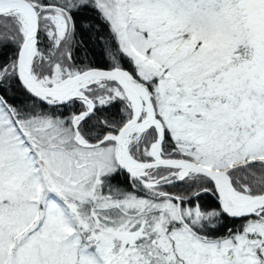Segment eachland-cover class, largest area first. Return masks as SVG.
<instances>
[{
  "label": "snow or ice",
  "instance_id": "6c2138e0",
  "mask_svg": "<svg viewBox=\"0 0 264 264\" xmlns=\"http://www.w3.org/2000/svg\"><path fill=\"white\" fill-rule=\"evenodd\" d=\"M0 264H264V0H0Z\"/></svg>",
  "mask_w": 264,
  "mask_h": 264
},
{
  "label": "trees",
  "instance_id": "16d2710c",
  "mask_svg": "<svg viewBox=\"0 0 264 264\" xmlns=\"http://www.w3.org/2000/svg\"><path fill=\"white\" fill-rule=\"evenodd\" d=\"M93 51L96 53V55L91 57L90 62L93 63L94 66L106 67V62L99 56V47H94ZM11 96L12 94H9V98H11Z\"/></svg>",
  "mask_w": 264,
  "mask_h": 264
}]
</instances>
